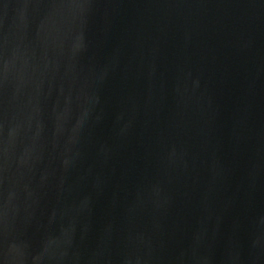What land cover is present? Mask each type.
Returning <instances> with one entry per match:
<instances>
[{"label":"water","instance_id":"1","mask_svg":"<svg viewBox=\"0 0 264 264\" xmlns=\"http://www.w3.org/2000/svg\"><path fill=\"white\" fill-rule=\"evenodd\" d=\"M0 264H264V0H0Z\"/></svg>","mask_w":264,"mask_h":264}]
</instances>
